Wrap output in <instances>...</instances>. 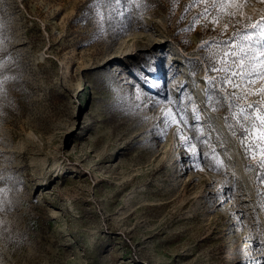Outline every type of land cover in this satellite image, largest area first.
Masks as SVG:
<instances>
[{"label": "rangeland", "instance_id": "rangeland-1", "mask_svg": "<svg viewBox=\"0 0 264 264\" xmlns=\"http://www.w3.org/2000/svg\"><path fill=\"white\" fill-rule=\"evenodd\" d=\"M99 7L103 25L93 0H0V264H264L261 171L207 99L233 22L199 0Z\"/></svg>", "mask_w": 264, "mask_h": 264}, {"label": "snow or ice", "instance_id": "snow-or-ice-1", "mask_svg": "<svg viewBox=\"0 0 264 264\" xmlns=\"http://www.w3.org/2000/svg\"><path fill=\"white\" fill-rule=\"evenodd\" d=\"M125 3H135L139 7V0H93L94 6L97 7V15L101 25L105 22V12L99 7L104 4L106 7L110 4L121 5ZM204 5L197 20H206L212 17L213 24L219 23L223 17H227L233 28V35L230 39L221 43V47L227 51L219 59L218 64L226 65V67L217 66V62H213V66L206 70L207 73H224L223 76L217 75L210 77L205 81L211 84L214 91H221L223 96L208 95L207 99L212 106V110L217 109L214 105L227 106L229 115L224 117L225 124L230 129L238 127L242 133L239 137L240 146L244 149L245 159H255L257 167L261 171L260 185L264 188V84L257 85L256 80L264 81V19L260 21H252L248 18L247 23L240 25V21L236 19V12L230 7L233 0H199ZM247 0H245V3ZM264 2V0H261ZM196 7V4L190 5ZM222 9V12L217 10ZM109 17L111 13L108 14ZM239 26V30H238ZM228 23L224 28L227 31ZM249 28L254 31H249ZM239 38V43H237ZM155 70L154 68L152 69ZM239 77V79H237ZM9 77L0 74V93L6 91L5 85ZM145 79H148L146 76ZM219 81V88L216 87V81ZM259 88L257 92L256 89ZM255 93L256 99L250 97ZM179 97L174 101L166 98L164 103L173 106V110L162 117L163 121H175L177 126L187 123V116L182 110L178 109L177 102ZM246 103H243L245 102ZM238 108V110H237ZM196 124H188L191 129L199 126L198 112L193 113ZM231 121V123H229ZM201 132L203 131L200 126ZM183 136V133H180ZM192 137H185V144L189 148L195 147L191 143ZM245 141H247L245 143ZM202 143L205 141H201ZM197 160L201 159L199 152L193 153ZM208 156V154H205ZM210 158V157H209ZM218 170V168H217ZM258 195L264 198V191H258Z\"/></svg>", "mask_w": 264, "mask_h": 264}, {"label": "bare ground", "instance_id": "bare-ground-1", "mask_svg": "<svg viewBox=\"0 0 264 264\" xmlns=\"http://www.w3.org/2000/svg\"><path fill=\"white\" fill-rule=\"evenodd\" d=\"M159 69L161 70V68L159 67Z\"/></svg>", "mask_w": 264, "mask_h": 264}]
</instances>
